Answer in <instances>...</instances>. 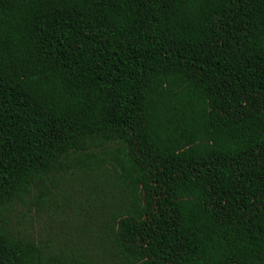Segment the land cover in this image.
Listing matches in <instances>:
<instances>
[{
	"label": "trees",
	"instance_id": "16d2710c",
	"mask_svg": "<svg viewBox=\"0 0 264 264\" xmlns=\"http://www.w3.org/2000/svg\"><path fill=\"white\" fill-rule=\"evenodd\" d=\"M0 264H264V0H0Z\"/></svg>",
	"mask_w": 264,
	"mask_h": 264
},
{
	"label": "rangeland",
	"instance_id": "374dc122",
	"mask_svg": "<svg viewBox=\"0 0 264 264\" xmlns=\"http://www.w3.org/2000/svg\"><path fill=\"white\" fill-rule=\"evenodd\" d=\"M66 176L71 178L70 174ZM83 178V175L79 174L78 177L68 182V186L72 185L68 192L72 194L73 201L74 199H82L81 194H77L74 188L81 187ZM85 197L90 198L88 194L83 199ZM70 213L72 214V212ZM10 218L16 230L39 241L51 239L57 233H62L65 230L70 229V231L74 232L76 229L75 223L73 224L71 220L67 224H62L63 217L61 219H54V217H50V213L48 212L37 213L36 210L29 211V207L24 205L15 206L10 213ZM60 238H63V236Z\"/></svg>",
	"mask_w": 264,
	"mask_h": 264
}]
</instances>
